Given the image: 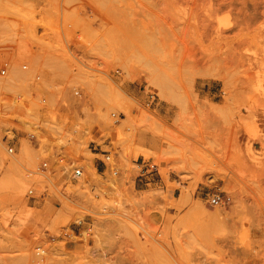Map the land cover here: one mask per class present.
Instances as JSON below:
<instances>
[{"label": "rangeland", "instance_id": "obj_1", "mask_svg": "<svg viewBox=\"0 0 264 264\" xmlns=\"http://www.w3.org/2000/svg\"><path fill=\"white\" fill-rule=\"evenodd\" d=\"M0 264H264V0H0Z\"/></svg>", "mask_w": 264, "mask_h": 264}, {"label": "built area", "instance_id": "obj_2", "mask_svg": "<svg viewBox=\"0 0 264 264\" xmlns=\"http://www.w3.org/2000/svg\"><path fill=\"white\" fill-rule=\"evenodd\" d=\"M74 94L77 95V94H78V91H75ZM111 116H114V115L112 114ZM29 137L32 138V137H34V136H33V134H29ZM7 152H8V153H12V152H13V148H12V147H8V148H7ZM103 159H104V161H106V160L109 159V154H108L107 152H105V153L103 154ZM45 165H46V164L43 163L42 166H45ZM147 167H148L149 169H153V170H155V171L157 170V168H156L155 165H153V164L148 165ZM73 173H74V175L78 176V175L81 174V170H80L79 168H75ZM31 192H32V190H29V193H31ZM221 200H222V199H221L220 195H218V194H213V195L210 197V202H211V203H214V204L220 203Z\"/></svg>", "mask_w": 264, "mask_h": 264}, {"label": "bare ground", "instance_id": "obj_3", "mask_svg": "<svg viewBox=\"0 0 264 264\" xmlns=\"http://www.w3.org/2000/svg\"><path fill=\"white\" fill-rule=\"evenodd\" d=\"M162 83H160V85H161ZM90 165H88V167L90 168V167H92L91 166V162L89 163ZM41 252H43L44 253V250H41Z\"/></svg>", "mask_w": 264, "mask_h": 264}]
</instances>
